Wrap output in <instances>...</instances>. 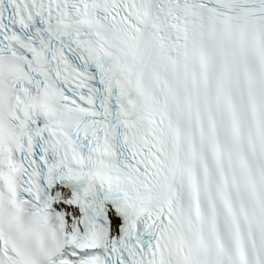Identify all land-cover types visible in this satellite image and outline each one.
Returning <instances> with one entry per match:
<instances>
[{
	"label": "snow or ice",
	"instance_id": "obj_1",
	"mask_svg": "<svg viewBox=\"0 0 264 264\" xmlns=\"http://www.w3.org/2000/svg\"><path fill=\"white\" fill-rule=\"evenodd\" d=\"M0 264H264V0H0Z\"/></svg>",
	"mask_w": 264,
	"mask_h": 264
}]
</instances>
